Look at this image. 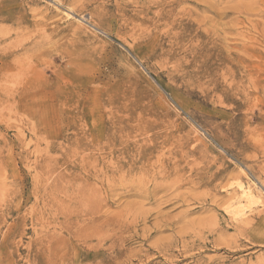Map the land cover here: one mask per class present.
Instances as JSON below:
<instances>
[{
  "label": "rangeland",
  "instance_id": "rangeland-1",
  "mask_svg": "<svg viewBox=\"0 0 264 264\" xmlns=\"http://www.w3.org/2000/svg\"><path fill=\"white\" fill-rule=\"evenodd\" d=\"M2 61L0 264H264V0H0Z\"/></svg>",
  "mask_w": 264,
  "mask_h": 264
},
{
  "label": "bare ground",
  "instance_id": "bare-ground-1",
  "mask_svg": "<svg viewBox=\"0 0 264 264\" xmlns=\"http://www.w3.org/2000/svg\"><path fill=\"white\" fill-rule=\"evenodd\" d=\"M71 5H72V3H71ZM96 13H98V11L96 12ZM52 14V13H51ZM95 14V13H94ZM69 15V14H68ZM70 16V15H69ZM103 20V19H102ZM171 42V41H170ZM1 67H0V74H4L5 73V76H6V74H8L10 71H11V69H10V66H9V69H8V62H6V61H2L1 62ZM8 72V73H7ZM12 73L14 72V71H11ZM10 74V73H9ZM4 76V75H3ZM206 153V152H205ZM229 172V171H228ZM231 173V172H230ZM143 177V176H142ZM189 180V179H188ZM199 181V180H198ZM243 185V184H242ZM240 186V185H239ZM240 188H241V190H242V194L244 195V196H247L248 197V199H250V200H252V201H254V197H253V195L251 194V193H249L248 192V189L249 188H247L246 189V187L244 188L243 186H240ZM89 192V191H88ZM112 192V191H111ZM115 192V191H114ZM209 195V194H208ZM260 195V194H259ZM222 196V195H221ZM242 196V195H241ZM214 197H217V196H214ZM191 198V197H190ZM212 198V197H211ZM193 199V198H192ZM247 199V198H246ZM183 200V199H182ZM219 201V200H218ZM222 201V200H221ZM171 202V201H170ZM254 203H256L255 201H254ZM180 204H181V202H180ZM185 204V203H184ZM161 213V212H160ZM244 217V216H243ZM149 219V218H148ZM161 224V223H160ZM42 225V224H41ZM46 225V224H45ZM50 227V226H49ZM83 228V227H82ZM51 231V230H50ZM84 231V230H83ZM77 233H79L80 234V232H77ZM49 236V235H48ZM88 236V235H87ZM76 237V236H75ZM77 237H79V236H77ZM101 245V244H100Z\"/></svg>",
  "mask_w": 264,
  "mask_h": 264
}]
</instances>
